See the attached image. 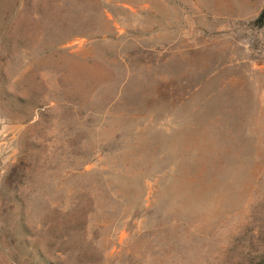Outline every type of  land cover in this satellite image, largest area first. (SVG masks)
<instances>
[{"label":"rangeland","instance_id":"obj_1","mask_svg":"<svg viewBox=\"0 0 264 264\" xmlns=\"http://www.w3.org/2000/svg\"><path fill=\"white\" fill-rule=\"evenodd\" d=\"M264 0H0V264H264Z\"/></svg>","mask_w":264,"mask_h":264},{"label":"trees","instance_id":"obj_2","mask_svg":"<svg viewBox=\"0 0 264 264\" xmlns=\"http://www.w3.org/2000/svg\"><path fill=\"white\" fill-rule=\"evenodd\" d=\"M257 23L261 25L262 27L264 26V8L262 13L260 14L259 18L257 19Z\"/></svg>","mask_w":264,"mask_h":264}]
</instances>
